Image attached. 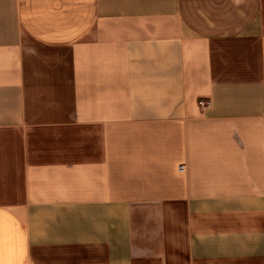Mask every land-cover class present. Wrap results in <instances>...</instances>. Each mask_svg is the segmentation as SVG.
Returning <instances> with one entry per match:
<instances>
[{
	"label": "crops",
	"instance_id": "1",
	"mask_svg": "<svg viewBox=\"0 0 264 264\" xmlns=\"http://www.w3.org/2000/svg\"><path fill=\"white\" fill-rule=\"evenodd\" d=\"M0 264H264V0H0Z\"/></svg>",
	"mask_w": 264,
	"mask_h": 264
},
{
	"label": "built area",
	"instance_id": "2",
	"mask_svg": "<svg viewBox=\"0 0 264 264\" xmlns=\"http://www.w3.org/2000/svg\"><path fill=\"white\" fill-rule=\"evenodd\" d=\"M198 105H200V106H206L207 105V102L204 101V100H199Z\"/></svg>",
	"mask_w": 264,
	"mask_h": 264
}]
</instances>
